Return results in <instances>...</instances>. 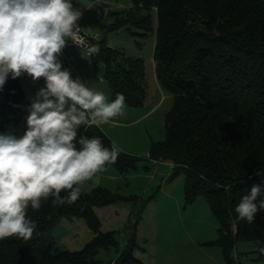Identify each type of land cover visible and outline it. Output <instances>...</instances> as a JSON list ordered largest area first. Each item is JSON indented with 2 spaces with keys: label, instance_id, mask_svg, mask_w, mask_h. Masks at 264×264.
Masks as SVG:
<instances>
[{
  "label": "trees",
  "instance_id": "1",
  "mask_svg": "<svg viewBox=\"0 0 264 264\" xmlns=\"http://www.w3.org/2000/svg\"><path fill=\"white\" fill-rule=\"evenodd\" d=\"M135 8L111 11L116 21L109 30L134 24L153 30L152 9L157 10L154 51L159 83L174 95L165 115V138L153 141L149 158L174 163L175 174L185 173L187 203L204 196L219 222L218 238L223 264H242L234 254L240 240L253 241L258 264H264V209L254 221L237 220L235 207L256 186L254 201H264V0H132ZM146 10V13H140ZM98 61L112 100L123 94L125 105L143 104L147 93L146 64L141 56L119 52L107 37L95 40ZM62 68L67 69L62 53ZM68 70V69H67ZM32 99L20 79H7L0 89V135L21 137L27 129ZM80 137H99L111 148L113 139L95 125H82ZM80 145L77 142V148ZM120 149L114 165L127 174L142 158ZM66 193L62 192L61 196ZM123 198L102 185L86 191L74 204L42 201L39 211L28 209L36 222L29 240H0V264H146L134 254L136 235L117 257H98L101 249H118L115 230H102L95 207ZM64 216L84 218L94 236L81 249H61L49 232Z\"/></svg>",
  "mask_w": 264,
  "mask_h": 264
},
{
  "label": "clouds",
  "instance_id": "2",
  "mask_svg": "<svg viewBox=\"0 0 264 264\" xmlns=\"http://www.w3.org/2000/svg\"><path fill=\"white\" fill-rule=\"evenodd\" d=\"M81 16L71 0H0V89L9 76L27 74L33 81H45L30 105L24 134L0 135V240H29L37 227L28 217L29 207L39 211L50 198L53 205L74 204L82 185L91 181L89 191L98 187V173L120 155L115 141L111 148L99 137L77 141L82 125L114 123L125 107L123 94L109 101L62 68L59 56L66 41L85 43ZM84 52L91 57L99 47L88 45ZM259 192L254 186L240 199L237 220L251 224L264 209V201L254 203ZM259 252L264 255V247Z\"/></svg>",
  "mask_w": 264,
  "mask_h": 264
},
{
  "label": "rangeland",
  "instance_id": "3",
  "mask_svg": "<svg viewBox=\"0 0 264 264\" xmlns=\"http://www.w3.org/2000/svg\"><path fill=\"white\" fill-rule=\"evenodd\" d=\"M73 7L82 12L80 22L96 37H107L119 52L141 56L146 64L147 93L143 104L125 105L123 114L114 123L103 124L106 133L121 149L140 155L138 168L127 174L114 165L98 173L100 185L123 196L106 205L96 206L102 230H115L119 247L101 249L98 257L110 260L125 248L132 235H136L134 254L146 264H223L222 248L212 242L218 238L219 222L204 196L193 203L185 200V173L175 174L174 163L149 158L153 141L165 138V115L172 107L174 95L158 81L154 51L157 42V10H151L153 30L134 24L109 30L116 21L111 11L135 8L132 0H71ZM140 10V13H146ZM71 46L66 47L70 49ZM80 48L75 60L65 57L67 69L73 79L79 78L88 87L103 92L112 101L111 90L104 76L105 68ZM28 95L34 101L45 81H33L27 74L19 77ZM91 181L82 185L89 190ZM61 249H81L94 236L86 220L77 216H64L49 232ZM253 241L240 240L234 254L242 264H258Z\"/></svg>",
  "mask_w": 264,
  "mask_h": 264
},
{
  "label": "built area",
  "instance_id": "4",
  "mask_svg": "<svg viewBox=\"0 0 264 264\" xmlns=\"http://www.w3.org/2000/svg\"><path fill=\"white\" fill-rule=\"evenodd\" d=\"M81 29H82V32H81V37L83 39V41H85V43L83 45H77L75 43H73L70 39L66 41V47L68 46H76V47H81V48H84L86 49V47L88 45H93L95 44V40H97L98 38L90 33H88L84 28H82L81 26H79ZM66 47L62 50V55L63 53L65 52L66 50ZM91 58L93 59V61L95 62H101L102 64H104L102 61H98L97 59V54L94 55V56H91Z\"/></svg>",
  "mask_w": 264,
  "mask_h": 264
},
{
  "label": "crops",
  "instance_id": "5",
  "mask_svg": "<svg viewBox=\"0 0 264 264\" xmlns=\"http://www.w3.org/2000/svg\"><path fill=\"white\" fill-rule=\"evenodd\" d=\"M78 25L79 26H81L82 28H84L88 33H90V34H92V35H94L93 33H92V31H90V29H88L87 28V26L86 25H84V24H82L80 21H78ZM95 36V35H94ZM98 39L100 38V37H97ZM110 43V42H109ZM111 44V43H110ZM112 45V44H111ZM70 47V46H69ZM73 47H76V46H71V48L70 49H67V50H65V52L63 53V59H64V62H65V55L66 54H68V56H70V58L72 59V60H75V58H76V55H77V53L80 51V48H73ZM65 66H67V63H65ZM67 68V67H66ZM73 78V77H72ZM103 125H100V127L105 131V129H104V127H102ZM106 132V131H105Z\"/></svg>",
  "mask_w": 264,
  "mask_h": 264
}]
</instances>
